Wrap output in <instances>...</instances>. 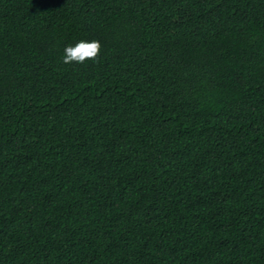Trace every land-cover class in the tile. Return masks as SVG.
Returning a JSON list of instances; mask_svg holds the SVG:
<instances>
[{"label":"trees","instance_id":"obj_1","mask_svg":"<svg viewBox=\"0 0 264 264\" xmlns=\"http://www.w3.org/2000/svg\"><path fill=\"white\" fill-rule=\"evenodd\" d=\"M0 264H264V0H0Z\"/></svg>","mask_w":264,"mask_h":264},{"label":"clouds","instance_id":"obj_2","mask_svg":"<svg viewBox=\"0 0 264 264\" xmlns=\"http://www.w3.org/2000/svg\"><path fill=\"white\" fill-rule=\"evenodd\" d=\"M98 47H99L98 44L95 42L92 43L81 42L74 49H66V51L70 53L71 57H77L79 54H82L81 56L82 59L83 56L94 55Z\"/></svg>","mask_w":264,"mask_h":264}]
</instances>
